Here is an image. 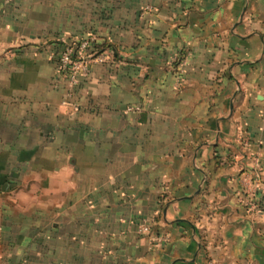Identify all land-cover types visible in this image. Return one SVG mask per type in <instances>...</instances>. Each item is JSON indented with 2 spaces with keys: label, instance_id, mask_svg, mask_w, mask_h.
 Listing matches in <instances>:
<instances>
[{
  "label": "crops",
  "instance_id": "0c3cea01",
  "mask_svg": "<svg viewBox=\"0 0 264 264\" xmlns=\"http://www.w3.org/2000/svg\"><path fill=\"white\" fill-rule=\"evenodd\" d=\"M0 264H264V0H0Z\"/></svg>",
  "mask_w": 264,
  "mask_h": 264
},
{
  "label": "built area",
  "instance_id": "2783aa9c",
  "mask_svg": "<svg viewBox=\"0 0 264 264\" xmlns=\"http://www.w3.org/2000/svg\"><path fill=\"white\" fill-rule=\"evenodd\" d=\"M95 41L93 36H88L79 39H71L68 42H61V48L57 56V69L63 72L68 84L73 87L77 83V76L80 72L85 71V67L89 62H102L105 60V55L102 53L93 54L91 47ZM243 183V203L250 208L258 207L255 190H261L263 181L259 174L246 171L240 176ZM140 232H147L148 228L145 225L140 226Z\"/></svg>",
  "mask_w": 264,
  "mask_h": 264
},
{
  "label": "trees",
  "instance_id": "16d2710c",
  "mask_svg": "<svg viewBox=\"0 0 264 264\" xmlns=\"http://www.w3.org/2000/svg\"><path fill=\"white\" fill-rule=\"evenodd\" d=\"M105 47H107L106 43H104L102 41H94L92 43L91 50H92L93 54H99V53H102L104 51Z\"/></svg>",
  "mask_w": 264,
  "mask_h": 264
},
{
  "label": "rangeland",
  "instance_id": "374dc122",
  "mask_svg": "<svg viewBox=\"0 0 264 264\" xmlns=\"http://www.w3.org/2000/svg\"><path fill=\"white\" fill-rule=\"evenodd\" d=\"M57 38H58V41H60V39H63V37H62V36H58Z\"/></svg>",
  "mask_w": 264,
  "mask_h": 264
}]
</instances>
